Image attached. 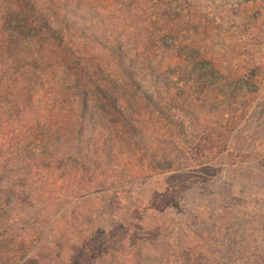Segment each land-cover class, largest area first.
Instances as JSON below:
<instances>
[{
  "label": "rangeland",
  "instance_id": "1",
  "mask_svg": "<svg viewBox=\"0 0 264 264\" xmlns=\"http://www.w3.org/2000/svg\"><path fill=\"white\" fill-rule=\"evenodd\" d=\"M0 264H264V0H0Z\"/></svg>",
  "mask_w": 264,
  "mask_h": 264
}]
</instances>
